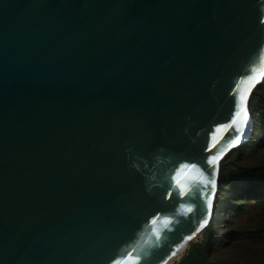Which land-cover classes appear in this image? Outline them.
I'll list each match as a JSON object with an SVG mask.
<instances>
[{
	"label": "water",
	"instance_id": "1",
	"mask_svg": "<svg viewBox=\"0 0 264 264\" xmlns=\"http://www.w3.org/2000/svg\"><path fill=\"white\" fill-rule=\"evenodd\" d=\"M263 80L264 0H0V264H159Z\"/></svg>",
	"mask_w": 264,
	"mask_h": 264
},
{
	"label": "rangeland",
	"instance_id": "2",
	"mask_svg": "<svg viewBox=\"0 0 264 264\" xmlns=\"http://www.w3.org/2000/svg\"><path fill=\"white\" fill-rule=\"evenodd\" d=\"M248 109L252 131L220 162L211 220L171 264H264V80Z\"/></svg>",
	"mask_w": 264,
	"mask_h": 264
},
{
	"label": "snow or ice",
	"instance_id": "3",
	"mask_svg": "<svg viewBox=\"0 0 264 264\" xmlns=\"http://www.w3.org/2000/svg\"><path fill=\"white\" fill-rule=\"evenodd\" d=\"M233 94L235 95V93H233ZM246 99H247V97L245 95H240L239 103L236 104V108L238 110L235 112V116L231 121V125H235V132L236 133H241L245 127V123H246V119H247L246 109H245ZM239 140H240V135H237L235 137V140L233 141V144L238 143ZM231 146L232 145H230V147ZM212 147H215V143L212 145ZM207 150L210 151L211 149H207ZM222 154L223 153H221V155ZM218 159H219L218 156L213 155V157L207 163L211 164V165H215L217 163ZM193 166H195V165H193ZM205 171H207V170L205 169ZM171 179L175 180L176 178L171 177ZM204 184H205V186L212 185L214 187L215 179H214L213 172L208 173V178L204 180ZM182 187L183 186H181V188ZM190 191H192V190L190 189ZM196 191L199 192V191H201V189H196ZM185 195H187V193L185 191L180 190L179 192H177L176 187L173 184H171V183L168 184L167 191H166V197L167 198L170 199V198H173L174 196L177 198H180V197H184ZM204 198L207 201L208 210H210L212 207V198L210 195H208L206 193L204 194ZM187 211L191 212L192 209L188 208ZM155 223H156V220L153 219L152 224H155ZM163 223H164L165 227H167L169 225L170 221L165 220ZM200 227H203V225H201ZM152 231L155 233L156 238L158 240L160 237V232L157 231L155 228H153ZM197 231H199V229H197ZM193 235H195V233H193ZM188 239L189 240L192 239V236H189ZM134 252L136 253V259L139 260L140 252L138 249L133 248L131 251H129L127 253L126 257H124L123 260H115L114 264H129V261L132 259ZM173 254H175V253H173Z\"/></svg>",
	"mask_w": 264,
	"mask_h": 264
},
{
	"label": "bare ground",
	"instance_id": "4",
	"mask_svg": "<svg viewBox=\"0 0 264 264\" xmlns=\"http://www.w3.org/2000/svg\"><path fill=\"white\" fill-rule=\"evenodd\" d=\"M211 212L200 222V224L185 238L183 239L159 264H171L173 260L178 259L184 249L189 245L190 241L194 240L197 236H200L205 229L207 223L211 220ZM203 225V227H200ZM199 229V231H197ZM195 233V235H193ZM192 236V239H188ZM175 253V254H173Z\"/></svg>",
	"mask_w": 264,
	"mask_h": 264
},
{
	"label": "trees",
	"instance_id": "5",
	"mask_svg": "<svg viewBox=\"0 0 264 264\" xmlns=\"http://www.w3.org/2000/svg\"><path fill=\"white\" fill-rule=\"evenodd\" d=\"M191 252H193L192 250L191 251H189V253H191ZM186 260V258L185 257H183L182 259H181V261L178 263V264H184V261Z\"/></svg>",
	"mask_w": 264,
	"mask_h": 264
}]
</instances>
